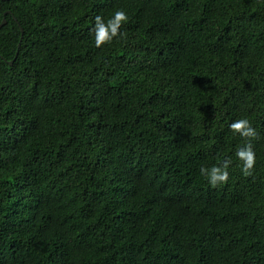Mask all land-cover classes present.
<instances>
[{
  "label": "trees",
  "instance_id": "trees-1",
  "mask_svg": "<svg viewBox=\"0 0 264 264\" xmlns=\"http://www.w3.org/2000/svg\"><path fill=\"white\" fill-rule=\"evenodd\" d=\"M3 18L0 264H264V0H0ZM228 157L211 186L200 167Z\"/></svg>",
  "mask_w": 264,
  "mask_h": 264
},
{
  "label": "clouds",
  "instance_id": "clouds-1",
  "mask_svg": "<svg viewBox=\"0 0 264 264\" xmlns=\"http://www.w3.org/2000/svg\"><path fill=\"white\" fill-rule=\"evenodd\" d=\"M127 20V13L122 9L116 10L107 19L97 15L94 18L95 22L93 26L95 46L99 48L102 45L121 37L123 35L121 25ZM228 128L233 133L238 134L241 138H245V142L236 149L234 155L240 163L242 174L245 176L251 175L256 162L255 152L251 141L252 138L258 137L257 130L247 118H241L230 122ZM231 164L232 158L228 157L210 167L201 166L200 173L207 178L208 183L211 186L215 187L228 181L229 167Z\"/></svg>",
  "mask_w": 264,
  "mask_h": 264
},
{
  "label": "water",
  "instance_id": "water-1",
  "mask_svg": "<svg viewBox=\"0 0 264 264\" xmlns=\"http://www.w3.org/2000/svg\"><path fill=\"white\" fill-rule=\"evenodd\" d=\"M6 13V12H5ZM5 23V18H3L2 19V21L0 22V27L3 25ZM10 63L12 62V61H9Z\"/></svg>",
  "mask_w": 264,
  "mask_h": 264
}]
</instances>
